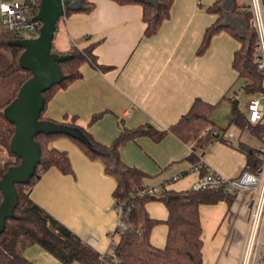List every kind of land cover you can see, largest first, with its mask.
<instances>
[{"label": "crops", "instance_id": "1", "mask_svg": "<svg viewBox=\"0 0 264 264\" xmlns=\"http://www.w3.org/2000/svg\"><path fill=\"white\" fill-rule=\"evenodd\" d=\"M90 1L95 3L91 12L65 15V27H58L53 40L54 50L66 52L73 45L93 43L98 63L109 68L100 70L85 63L83 77L59 90L48 102L44 116L61 122L75 115L79 125L108 145L119 134L121 122L129 128L150 123L165 129L187 113L196 99L217 103L212 120L219 135L207 146L200 147V137L186 143L173 133L159 142L140 136L121 147V157L146 173L144 183L167 181L166 189L175 192L190 189L201 177V170L193 168L200 161L228 178L240 175L247 155L239 144L245 141L232 129L228 130L233 132L229 138L223 131L226 124L217 120L219 112L225 111L231 121L234 87L239 80L232 61L240 42L222 31L204 54L197 53L206 28L218 17L206 10L216 0H175L170 17L149 37L144 35L141 3ZM235 100L239 106L240 101ZM239 108L247 113L246 104L245 110ZM98 112H103L101 118L89 125L91 116ZM52 145L67 151L73 173L50 168L32 186L30 197L101 253L103 263H110L108 256L120 240L116 232L120 208L113 196L116 180L105 172L100 160L90 159L70 138H57ZM192 154L199 161L193 162ZM177 174L181 176L173 179ZM244 191L236 195L231 207L225 200L200 206L203 264H237L240 260L250 206V194L240 195ZM146 207L152 217L167 219L169 212L163 201L150 200ZM239 207L241 216H237ZM167 233L166 223L156 225L152 243L164 247ZM25 255L34 264H63L37 244L29 246Z\"/></svg>", "mask_w": 264, "mask_h": 264}, {"label": "trees", "instance_id": "2", "mask_svg": "<svg viewBox=\"0 0 264 264\" xmlns=\"http://www.w3.org/2000/svg\"><path fill=\"white\" fill-rule=\"evenodd\" d=\"M115 1L122 4L128 2L142 4V18L146 23L144 35L149 37L156 34L163 22L170 17L175 0H159L157 8L151 3L137 0ZM40 2L41 0H38L39 5ZM223 2L224 0H216L207 7L208 12L216 13L218 17L206 28L197 53L199 55L204 54L216 34L222 31L229 32L240 42V47L234 52L232 66L238 72V78L246 79L244 90L248 94L263 92L264 76L256 62L258 35L252 22V14L240 11L236 3L232 16L239 23V26L233 25L227 19L222 6ZM94 7V2L84 0L82 8L78 11L89 13ZM72 12L74 11H66L64 15ZM20 37L9 31H4L3 25L0 24V56L6 58L5 62L8 64L0 72V75L2 77L15 76L18 73L22 75L11 97L0 103V119L5 122L3 134H0V145L5 147L11 156L0 165V181L9 167L18 165L21 162V158L10 149L16 125L9 121L4 114V109L17 96L20 87L33 75L30 70L22 68L19 62L24 47L12 44L14 40ZM93 50L94 44L91 43L85 47L73 45L68 51L60 52L69 55L67 59L59 62L63 79L60 83L54 84L43 92L45 105L41 111L40 119L76 127L84 133L85 139L81 140L62 132H40L35 136V140L40 146V162L28 183L15 184L18 193V204L13 211V215L7 218L5 228L0 234V264H34L25 255L26 249L34 244L50 252L63 264H73L74 262L102 264L105 259L101 253L30 197L32 186L50 168L56 167L65 174L73 173L72 163L67 151L52 145V142L60 137L70 138L90 159L100 160L104 165L105 172L116 180L113 196L122 210V218L129 225V228L120 235V240L114 248V253L119 259L117 264H203L202 250L204 242L202 239L200 206L202 204H216L225 200L228 206L231 207L236 196L225 193L223 188H204L201 190L190 188L180 192L163 189L155 195L142 194L139 189L144 183L146 173L141 168L128 165L123 161L121 147L128 141L135 140L140 136H149L154 141L159 142L168 133L175 134L186 143L200 137V147L207 146L215 138L212 129L216 128V125L212 120V114L217 107V103L196 99L187 113L182 115L176 123L165 129H159L150 123L129 128L121 122L119 124V134L114 141L108 145L103 144L96 140L86 127L76 122L77 117L75 115L70 120L61 122L44 116L50 99L59 90L68 88L83 77L81 67L85 63H89L100 70L109 68L98 63ZM223 98H226V95ZM102 115L103 112L93 114L88 124H93ZM231 125H236L242 130L249 128L255 136L260 139L263 138L264 127L260 131L257 130L259 126L251 125L235 99H232L231 121L223 131H228ZM203 132L205 134L202 137L200 135ZM239 148L247 155L244 169L257 172L261 162L257 159L256 148L245 142H240ZM190 158L193 162L199 161L194 154ZM205 169V166H203L201 169L202 174L206 172ZM153 199L165 203L169 212L166 220L154 218L149 214L146 205L147 202ZM2 200L3 195L0 189V204ZM162 222L168 225L167 240L164 247H157L151 241V233L153 228Z\"/></svg>", "mask_w": 264, "mask_h": 264}, {"label": "water", "instance_id": "3", "mask_svg": "<svg viewBox=\"0 0 264 264\" xmlns=\"http://www.w3.org/2000/svg\"><path fill=\"white\" fill-rule=\"evenodd\" d=\"M83 1L41 0L36 16L42 21L39 34L36 37L19 38L12 43L24 47L19 62L22 68L30 70L33 75L23 83L17 96L4 109L6 118L16 125L10 149L21 158V162L9 167L0 181V189L3 195L0 204V234L5 228L7 218L13 215L18 204L15 184L28 183L40 162V146L35 140V136L40 132H62L81 140L85 139L84 133L76 127L40 119L41 111L45 105L43 92L61 82L63 72L59 62L69 57V55L56 52L53 49L58 22L66 11L80 10ZM137 1L151 3L156 8L159 6V0ZM222 6L227 19L233 25L239 26V23L232 16L236 0H224Z\"/></svg>", "mask_w": 264, "mask_h": 264}, {"label": "built area", "instance_id": "4", "mask_svg": "<svg viewBox=\"0 0 264 264\" xmlns=\"http://www.w3.org/2000/svg\"><path fill=\"white\" fill-rule=\"evenodd\" d=\"M236 3L242 12L252 14V22L258 35L256 62L264 76V0H236ZM39 7L38 0L1 2L3 30L19 35L20 38H26L25 32L32 34L30 37H36L42 26V21L36 17ZM246 110V117L251 125L264 127V91L250 96L246 102ZM205 132L203 133L205 134ZM212 133L215 136L219 135L217 128H213ZM226 133L229 138L233 136L231 131ZM261 140L262 145L256 147V156L261 162L257 172L243 169L237 177L228 178L213 169H209V167H205L207 171L191 187L193 190L223 188L225 193L235 196L243 190H250L254 193V196L250 195L248 201L250 204L252 203V206L248 208V229L240 254V264H259L264 248V135ZM203 166L202 161H200L195 163L193 168L200 171ZM180 176L181 174L174 175L173 179ZM167 184V181L154 185L143 183L139 192L155 195L166 189ZM122 216L123 213L120 208L119 222L116 228L119 235L129 228ZM108 257L111 264H117L119 259L114 251Z\"/></svg>", "mask_w": 264, "mask_h": 264}, {"label": "rangeland", "instance_id": "5", "mask_svg": "<svg viewBox=\"0 0 264 264\" xmlns=\"http://www.w3.org/2000/svg\"><path fill=\"white\" fill-rule=\"evenodd\" d=\"M0 1L12 2L14 0H0ZM2 20H3L2 19V13L0 11V24L2 23ZM65 21H66L65 15H63L58 22V27H60L61 29L63 27H65V23H66ZM24 35L26 37H30L32 34L25 32ZM5 60H6V58H4V57L2 58V56H0V72L3 71L8 66V64L5 62ZM20 77H22L21 73H18L15 76L12 75V76H8V77H2L0 75V103L5 102L6 100H8L11 97V95L13 94V90H14L15 86L19 82ZM246 82L247 81L245 78H239V80L237 81V83L234 87L235 99L240 101L239 106L244 110H245V104H246L247 100L250 98V96L254 95V93L248 94L244 90V85L246 84ZM229 118H230L229 113L227 114L225 111H220L219 117L217 118V120L222 122L223 125L226 124L225 127H227L228 123L230 122ZM4 126H5L4 120L0 119V134H3ZM229 129H232L235 132L241 133L242 141H245L247 144L251 145V147L256 148V147L262 145V140L260 138H258L257 136H255L253 133H251L250 129H245L244 131H242V129H240L236 125H231ZM260 129H262L261 126L257 127V130H260ZM9 157H11V156H10L9 152L7 151V149L0 145V165L3 164L4 161H6ZM247 194L254 196V193L250 192V190L244 191L240 195H242V197H244V195L246 196ZM240 208L241 207H239V209L237 211V216H238V214H239V216H241ZM241 218H243L245 220V215H243V217H241ZM246 218H247V216H246ZM243 236L245 237L244 233L242 234V240L244 241ZM103 264H111V263L105 261ZM237 264H240V260L238 261ZM259 264H264V248H263L262 258L259 261Z\"/></svg>", "mask_w": 264, "mask_h": 264}]
</instances>
